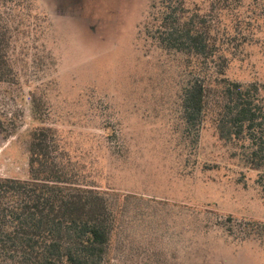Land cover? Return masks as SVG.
<instances>
[{
    "label": "rangeland",
    "instance_id": "1",
    "mask_svg": "<svg viewBox=\"0 0 264 264\" xmlns=\"http://www.w3.org/2000/svg\"><path fill=\"white\" fill-rule=\"evenodd\" d=\"M187 6L209 11L210 0ZM161 16L160 0H0L11 71L0 83V177L28 179L29 132L53 126L82 181L122 194L106 264H264L263 242L240 231L264 222L262 172L211 113L198 138L185 133L192 73L153 38ZM224 45L232 80L264 81L263 33L234 30Z\"/></svg>",
    "mask_w": 264,
    "mask_h": 264
},
{
    "label": "trees",
    "instance_id": "2",
    "mask_svg": "<svg viewBox=\"0 0 264 264\" xmlns=\"http://www.w3.org/2000/svg\"><path fill=\"white\" fill-rule=\"evenodd\" d=\"M160 3L153 38L160 48L185 54L192 73L181 103L185 133L195 132L198 138L211 113L219 137L236 144L245 162L262 172L257 182L264 200V81L232 80L227 75L231 51L224 45L234 30L264 34V0H210L209 11L190 9L187 0ZM9 46L6 29L0 27V83L11 73ZM200 65L208 70L201 71ZM27 151L28 179L0 177V264H106L122 194L82 181L53 126L33 128ZM232 220L230 235L235 233ZM240 227L242 240L253 237L264 244V222Z\"/></svg>",
    "mask_w": 264,
    "mask_h": 264
}]
</instances>
